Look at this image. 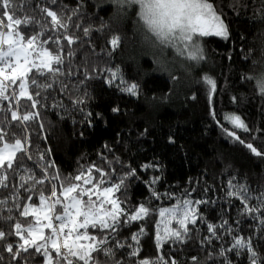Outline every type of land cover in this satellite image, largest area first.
Masks as SVG:
<instances>
[{"label":"trees","instance_id":"1","mask_svg":"<svg viewBox=\"0 0 264 264\" xmlns=\"http://www.w3.org/2000/svg\"><path fill=\"white\" fill-rule=\"evenodd\" d=\"M210 2L228 26L229 38L201 37L204 59L193 61L156 42L135 6L118 11V5L104 0H12L15 18L32 20L20 26L22 34L37 35V43L48 41L44 47L59 54L63 63L55 65L60 69L55 77L33 70L39 84L52 85L30 86L36 107L26 98L18 100L12 88L7 100L0 99V130L7 134L6 142L20 138L27 150L23 167L9 170L8 186L0 188V200L6 201L0 204V231L5 233L0 264L41 263L43 256L34 249L17 254L15 224L32 223L31 216L20 215L22 204L36 202L42 191L49 196L52 184L59 190L66 178L87 174L93 166L106 173L104 186L124 178L115 196L128 215L141 204L149 209L139 220L126 222L128 216H121L116 232H105L108 247L116 253L113 261L139 264L163 257L166 264H250L246 249L232 250L235 238H244L264 262V155L246 147L251 143L264 153V94L255 82L264 68V0ZM45 9L56 12L67 29L52 27ZM68 35L74 38L71 45L64 39ZM113 36L120 37L115 49ZM108 69L118 70L112 83ZM205 76L215 81V91L210 93ZM131 84L138 86L136 95L122 91ZM13 111L21 117L36 115L13 121ZM227 115L239 116L247 130L236 128ZM233 131L239 140L228 135ZM95 168L92 177L99 181ZM45 169L43 185L33 188L35 180H30L21 187L22 176L44 179ZM241 186L248 191L241 192ZM184 200L195 205L196 222L188 223L186 233L177 224L182 238L170 237L157 248L159 210ZM245 203L255 210L246 211ZM209 224L217 226L215 235ZM9 244L13 252L7 251ZM137 248V255H129Z\"/></svg>","mask_w":264,"mask_h":264},{"label":"snow or ice","instance_id":"2","mask_svg":"<svg viewBox=\"0 0 264 264\" xmlns=\"http://www.w3.org/2000/svg\"><path fill=\"white\" fill-rule=\"evenodd\" d=\"M111 3L119 6L118 11H122L124 5L129 8L135 6L138 9L136 14L139 20L155 38V41L162 46L175 49L176 53L181 56L187 54L189 60L200 61L204 59L203 48L200 44L201 37L229 38L228 26L210 0H111ZM44 11L51 17L52 27L58 26L67 29L68 25L61 20L56 12L47 9ZM0 12H2V17H0V99L7 100L9 98L6 95L9 88H12L13 96H16L15 86L18 84L19 95L16 98L18 100L21 97L26 98L32 101V107H36L37 101L29 92L30 86L52 87V85L39 84L38 79L31 75L33 70L40 74L46 70L55 77L60 73V69L55 65L63 63L62 57L59 54L54 55L48 48L44 47L48 41L37 43V35L26 37L22 34L19 30L20 26L29 25L32 20L15 18L12 0H0ZM5 19L7 23H5ZM70 19L71 17H69ZM89 31V28H85V35H88ZM64 39L69 45L74 43V38L71 35L65 36ZM56 42L59 43L58 40ZM119 43V36H113L110 40L113 49L117 48ZM107 71L111 72V79L108 80V83H112L117 79L118 70L108 69ZM204 82L210 86V93L215 91L216 83L211 77L205 76ZM121 83L124 81L121 80ZM256 86L259 92L264 94V76L256 79ZM137 87L136 84H131L123 88L122 91L136 95ZM36 95L39 93L37 92ZM75 103H83V101L77 100ZM113 111H118V109H113ZM35 115V113H28L21 117L17 115L16 111L11 113L13 121H28L33 119ZM88 116H91V113ZM226 119H229L236 128L247 130L239 116L230 115L226 116ZM6 135L0 130V142H2V146H0V173H3L0 174V188L8 186L7 173L9 170L15 172L17 166L23 167V154L27 151L22 139L16 138L14 143H8L6 142ZM228 135L239 140L234 131L228 132ZM240 142L244 143L243 141ZM246 147L256 156L264 155L251 143L247 144ZM28 159L31 157L29 156ZM93 168L95 166L89 168L87 174L82 172L75 177L66 178L59 186V190L56 184H52L49 196H45L42 191L39 196V206L23 205V211L20 215L26 218L33 217L34 223H29L27 228H22L19 222L15 224V235L23 241L17 248V254L21 251L28 252L30 248L34 249L37 254L43 253L44 264H109V261H112V264H121L119 260H112L116 253L113 248L108 247V236L105 232H116L117 226L121 222V216L127 215L128 220L126 222H131L147 216L149 209L141 204L134 213L128 215L125 209L121 207L122 201L115 196L124 185V178H121L120 183L106 187L104 186L106 173L95 168V171L100 175L99 181H96L92 177ZM44 172V179L40 180H36L35 176L32 175L22 176L20 179L24 183L21 184V187H24V184L30 180H35V184L32 185L33 188L36 184L43 185L48 179L47 169ZM129 175H134V171ZM53 179H59V176L53 177ZM229 184L231 186V181ZM247 191L246 187L241 186V192L246 193ZM228 194L232 196L240 193L229 192ZM153 195L156 193L154 192ZM28 199L31 201L32 197L29 196ZM5 202L0 200V204ZM192 203L190 200H184L182 205L178 204L172 208L159 210L161 222L164 223L165 235H160V224L158 223L157 248L170 237L177 240L182 238L180 230L169 227L172 219L176 220L184 233L188 231V223L196 222L195 209L190 207ZM196 203L202 202L197 201ZM245 209L249 212L255 210L248 207L246 203ZM166 215L171 219H164ZM216 227L209 224V232L215 235ZM45 229L49 230L47 234ZM90 229L96 230L99 235L91 234ZM140 234H143V229L140 230ZM4 236L5 233L0 231V238ZM132 239L138 242L137 234H133ZM6 247L7 251L13 252L11 244ZM116 247L122 248L124 245L117 244ZM50 249L54 251V257ZM239 249H246L249 253L250 264H264V262L257 260L250 240L235 238L232 250ZM138 251L139 248L129 255L135 256ZM237 254H239L238 251ZM100 255H104L108 259L102 262L98 258ZM139 264H166V262L163 257H158L155 261L141 260ZM173 264H175L174 261Z\"/></svg>","mask_w":264,"mask_h":264},{"label":"rangeland","instance_id":"3","mask_svg":"<svg viewBox=\"0 0 264 264\" xmlns=\"http://www.w3.org/2000/svg\"><path fill=\"white\" fill-rule=\"evenodd\" d=\"M105 2H107V3H111V0H104ZM111 4H114V3H111ZM185 55H187V54H185ZM261 76H264V68L258 73V75L256 76V79H258V78H260ZM256 79H255V82H256ZM17 87H18V84H17ZM16 95H19V87H18V92H17V94ZM227 116H230V115H227ZM227 120H229V119H227ZM230 121V120H229ZM15 142V140L14 141H11V142H8V143H14ZM0 146H2V144H0ZM109 186H111V185H109ZM107 187V186H106ZM39 203H40V201H39V198L37 199V201L36 202H34V203H30V202H25V203H23L22 204V206H21V212L23 211V205L24 204H32V205H35V206H39ZM182 203L183 202H180L179 203V205H182ZM174 205H172V206H166V207H164V208H172ZM192 209H195V205L192 203V205L190 206ZM135 212V211H134ZM133 212V213H134ZM57 214H59V213H57ZM32 218V223H34V218L33 217H31ZM164 219H171L169 216H167L166 215V217L164 218ZM162 221V218H161V216H160V214H159V212H158V217H157V222H156V235H155V237L157 236V224L159 223L160 224V228H159V233H160V235L161 236H164L165 235V231H164V223H162L161 222ZM178 223L176 222V220H174V219H172L171 220V223H170V225H169V227H171V228H173V229H176V225H177ZM179 225V224H178ZM22 228H27V226L26 227H22ZM48 229H45V232H46V234L48 233ZM25 235H26V233H25ZM20 244L21 243H23V241H21L20 240V242H19ZM52 250L50 249V252H51ZM41 254H42V256H43V253L41 252ZM40 264H44V258H42V261H41V263Z\"/></svg>","mask_w":264,"mask_h":264}]
</instances>
